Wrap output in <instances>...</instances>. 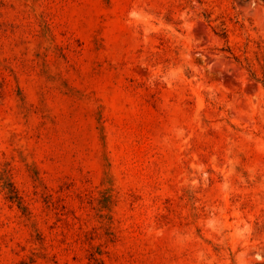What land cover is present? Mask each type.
<instances>
[{"label": "rangeland", "instance_id": "1", "mask_svg": "<svg viewBox=\"0 0 264 264\" xmlns=\"http://www.w3.org/2000/svg\"><path fill=\"white\" fill-rule=\"evenodd\" d=\"M0 264H264V0H0Z\"/></svg>", "mask_w": 264, "mask_h": 264}]
</instances>
